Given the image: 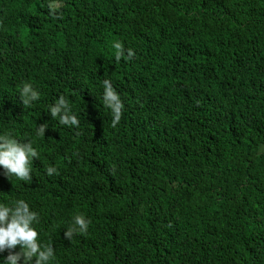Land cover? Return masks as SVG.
I'll return each mask as SVG.
<instances>
[{
  "label": "trees",
  "instance_id": "obj_1",
  "mask_svg": "<svg viewBox=\"0 0 264 264\" xmlns=\"http://www.w3.org/2000/svg\"><path fill=\"white\" fill-rule=\"evenodd\" d=\"M245 1L0 0V133L38 152L28 181L0 169V202L38 213L53 264H264V8L254 21ZM103 80L124 105L115 128ZM60 95L78 126L41 117ZM79 130L119 137L83 156ZM76 214L88 230L68 240Z\"/></svg>",
  "mask_w": 264,
  "mask_h": 264
},
{
  "label": "clouds",
  "instance_id": "obj_2",
  "mask_svg": "<svg viewBox=\"0 0 264 264\" xmlns=\"http://www.w3.org/2000/svg\"><path fill=\"white\" fill-rule=\"evenodd\" d=\"M243 5L254 11V21H256L258 13L264 8V0H246ZM48 7L51 10L57 5L50 3ZM112 47L115 49L116 61H119L122 56L131 59L134 55L132 49H127L125 52L119 42L114 43ZM102 88L103 106L110 110L111 126L115 128L121 119L124 105L110 81L103 80ZM18 96L23 106H27L38 100L39 92L31 83L24 82L19 87ZM49 115L63 126H78L79 123L63 95L58 96L48 106V112L41 117L45 120ZM46 128V123L37 127L36 135H44ZM116 137H119L117 133L89 131L87 140L83 141L79 130L75 143L76 153L83 156L91 155L103 149ZM37 155L38 152L32 140L21 141L10 131L0 133V169L4 170V174L10 180L13 177L21 182L32 179L33 170L30 168V163L31 161L33 163ZM56 171L55 166L45 169L48 176H52ZM83 171L79 166L68 169L62 179L55 180V182L81 180ZM93 201L95 204H104L103 199H100L96 192ZM37 223L38 213L31 210L24 199L0 202V253L7 250V255L0 260V264H53V246L45 245L38 239ZM88 226L89 221L83 215L76 214L65 228L64 237L70 240L76 233L87 232ZM16 249L18 251H13Z\"/></svg>",
  "mask_w": 264,
  "mask_h": 264
},
{
  "label": "water",
  "instance_id": "obj_3",
  "mask_svg": "<svg viewBox=\"0 0 264 264\" xmlns=\"http://www.w3.org/2000/svg\"><path fill=\"white\" fill-rule=\"evenodd\" d=\"M61 183H63V182H61Z\"/></svg>",
  "mask_w": 264,
  "mask_h": 264
}]
</instances>
